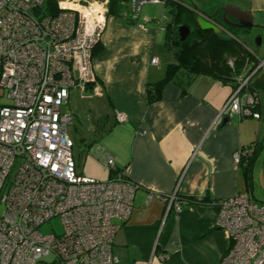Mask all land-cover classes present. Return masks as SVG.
Masks as SVG:
<instances>
[{
  "label": "crops",
  "instance_id": "0c3cea01",
  "mask_svg": "<svg viewBox=\"0 0 264 264\" xmlns=\"http://www.w3.org/2000/svg\"><path fill=\"white\" fill-rule=\"evenodd\" d=\"M177 1L221 25L223 7L240 14L252 28L226 26L227 31L254 60L264 57V0H208L206 7ZM143 4L134 12L131 0L113 2L91 61L95 84L70 89L64 112L80 126L75 131L88 157L94 158L89 146L103 147L124 177L138 185L129 218L117 221L116 264H218L229 244L226 231L216 226L220 201L238 192H250L254 200L264 196V87H258L260 119L228 116L235 69L227 71L226 80L181 71L148 103L146 87L175 61L164 68L158 56L170 6L152 3L161 6L158 15L142 12ZM252 29L261 37L248 48L235 35ZM247 145L253 151L235 163L233 153ZM94 174L97 180L111 176L106 170Z\"/></svg>",
  "mask_w": 264,
  "mask_h": 264
},
{
  "label": "built area",
  "instance_id": "2783aa9c",
  "mask_svg": "<svg viewBox=\"0 0 264 264\" xmlns=\"http://www.w3.org/2000/svg\"><path fill=\"white\" fill-rule=\"evenodd\" d=\"M45 1L0 0V97L8 100L0 103V264H116L117 221L129 218L138 185L98 145L89 153L111 176L77 174L66 132L71 116L63 111L70 89L95 84L92 50L106 26L105 0H55V14ZM255 61L236 76L228 116L261 118L250 84L264 59ZM251 152L238 149L234 162ZM219 207L216 226L229 244L218 264H264V202L238 192ZM52 218L60 231L41 232Z\"/></svg>",
  "mask_w": 264,
  "mask_h": 264
},
{
  "label": "trees",
  "instance_id": "16d2710c",
  "mask_svg": "<svg viewBox=\"0 0 264 264\" xmlns=\"http://www.w3.org/2000/svg\"><path fill=\"white\" fill-rule=\"evenodd\" d=\"M115 0H109L108 12L111 11V5ZM45 7L50 13H57L55 0H46ZM171 22L167 25V44L173 50L175 62L166 67L165 76L156 83L146 87V96L148 103L157 101L160 98L162 87L169 81L175 80L181 71L192 74L209 75L221 80L229 78L226 73L228 70L235 69L236 74L233 79L235 84L236 76L240 75L242 69L248 66H254L255 60L241 45L232 37L226 34H215L211 30L196 33L197 28L195 12L189 7L177 1L171 5ZM188 23L192 27L190 34L181 41L176 26L180 23ZM225 35L227 37H225ZM169 39V40H168ZM174 40L175 48L172 46ZM169 42V43H168ZM97 45V44H96ZM95 45V47H96ZM95 47L92 50V57L95 53ZM234 55V66L228 64V55ZM237 70L239 72H237ZM260 71L253 76L250 88L258 95V87H264V76H258ZM259 96V95H258ZM255 145V144H254ZM248 146V145H247ZM252 148L254 147L249 145ZM116 170L117 169L116 167ZM111 173V171H109Z\"/></svg>",
  "mask_w": 264,
  "mask_h": 264
},
{
  "label": "rangeland",
  "instance_id": "374dc122",
  "mask_svg": "<svg viewBox=\"0 0 264 264\" xmlns=\"http://www.w3.org/2000/svg\"><path fill=\"white\" fill-rule=\"evenodd\" d=\"M207 1L208 0H200V1H196V3L199 5V7H206ZM211 1L215 2L217 0H211ZM145 9H148L150 14L161 15V13H162L161 12L162 11L161 6L156 5V4H152V3H144L142 6V12ZM257 37H261V36L259 35V33L255 29H252L249 33H246V34H238L237 33L235 35V38L237 39V41L245 44V46L248 48L249 47L252 48L250 43L255 42ZM173 42H174V40H172L171 43H172V46L175 48L176 45ZM169 45L167 44V36L165 37V39H163V41L159 45L158 56H159L160 62L164 68L168 64L165 62H174L175 61V56H174L173 50L171 48H169ZM261 58H264V57H261ZM262 93H264V90H260L261 95H262ZM0 94H1V90H0ZM0 103H8V100L5 97V93H3V95H1ZM64 106H63V111H65ZM76 128L80 129V126L75 122H70L66 126L67 135L69 136V138L73 142L72 158H73L75 166H76L77 174L91 178L93 176L95 177L94 173H97V171H99V172L103 171V173H104L105 172L104 166L100 162H98L95 158H90L87 156V148H86L87 146L82 144L79 141L77 132L75 131ZM10 176L11 177L13 176V171L10 174ZM8 181H9V179L7 180V182ZM261 197H262V199H260V197H258V195H257L258 199H256V200L258 202H264V196L261 195ZM2 211H3V206L0 205V214L2 213ZM60 227L61 226H60L59 219L58 218H52L49 222H46L45 224H43L40 227V231L43 233L51 232V230H53L55 232H59Z\"/></svg>",
  "mask_w": 264,
  "mask_h": 264
},
{
  "label": "water",
  "instance_id": "95a60500",
  "mask_svg": "<svg viewBox=\"0 0 264 264\" xmlns=\"http://www.w3.org/2000/svg\"><path fill=\"white\" fill-rule=\"evenodd\" d=\"M193 1H200V0H193ZM148 2H149L148 0H131L133 11L137 12L138 8L143 3H148ZM220 9L221 8H217L214 12V15L218 14ZM193 10L196 13V18H195V22L197 26V28L195 29L196 33H201L202 31H206V30H211L215 34L225 33V29L223 25L214 21L211 17L204 15L203 12L200 10H197L196 7ZM221 10L223 11L221 13L223 24L234 27V28H242V29H245L246 31L252 28V24L249 25L245 22H242V17L240 16V14L234 13V12H228L225 7H223ZM227 15L233 17V19H229ZM176 31H177V34L180 40L183 41L192 31V27L190 24L184 22L176 26ZM227 119L228 117H225L224 121L226 122Z\"/></svg>",
  "mask_w": 264,
  "mask_h": 264
},
{
  "label": "flooded vegetation",
  "instance_id": "af4514ba",
  "mask_svg": "<svg viewBox=\"0 0 264 264\" xmlns=\"http://www.w3.org/2000/svg\"><path fill=\"white\" fill-rule=\"evenodd\" d=\"M149 1V0H148ZM150 2V1H149ZM177 2V0H166V1H164L163 3H162V6L163 7H166V6H170V10H169V12H171V5L173 4V3H176ZM105 7H106V9H107V12H106V14L108 13V7H109V0H105ZM171 15V17H172V14H170ZM163 16L165 17V13H163ZM225 25V24H224ZM223 25V27H224V29H225V33L224 34H226V35H229L230 37H234V35L232 34V32H228L227 31V25H225L224 26ZM228 28H231V29H233L234 27H231V26H228ZM231 59V57L230 58H227V60H230ZM234 59V58H233ZM235 60V59H234Z\"/></svg>",
  "mask_w": 264,
  "mask_h": 264
}]
</instances>
